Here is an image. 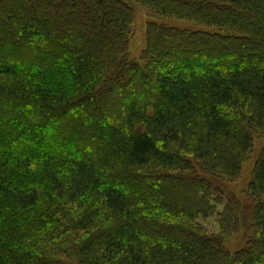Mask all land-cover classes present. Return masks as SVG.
<instances>
[{"label":"trees","instance_id":"16d2710c","mask_svg":"<svg viewBox=\"0 0 264 264\" xmlns=\"http://www.w3.org/2000/svg\"><path fill=\"white\" fill-rule=\"evenodd\" d=\"M136 1L197 29L135 61L123 0H0V264H264V146L249 233L214 197L264 132V0Z\"/></svg>","mask_w":264,"mask_h":264},{"label":"rangeland","instance_id":"374dc122","mask_svg":"<svg viewBox=\"0 0 264 264\" xmlns=\"http://www.w3.org/2000/svg\"><path fill=\"white\" fill-rule=\"evenodd\" d=\"M123 1H125V3L131 8V12H132L131 13V23H130V35H129V39L127 43V50L132 60H135V61L140 60L141 53L145 48V35H146V29L149 23H156L158 25H163V26H168V25L175 26L176 25L181 28L186 26L190 30L197 29V26L194 25L193 23L175 22V21H170V20L164 21V19L153 15L151 10H149L147 6L140 4L136 0H123ZM78 3L80 2H77L76 4H74L76 5L75 7H77L78 5H81ZM99 43L103 44V41L99 39ZM63 76H64V73H63ZM64 77H65V81L62 80L61 78H58L56 79L55 83L56 84H59V83L61 84V82L68 83L66 76ZM30 129H32L31 132L34 133L33 135L36 137H39L38 135L42 131V128L39 124H37L36 126L35 124L31 125ZM23 135L25 134H22L21 137H24ZM47 136L49 135L47 134ZM44 142H45V145H47V142L45 140L43 141V143ZM0 144H1L0 146L3 147V149H1L3 151L6 148L7 144H3V142H0ZM263 146H264V132H260V133L255 132V134L252 135V150L249 154H247V156L243 160L241 164L239 176L235 178L233 182L227 183L225 184V186H223L224 193L222 194L220 193L221 195L215 194L214 196V197H220L223 201L224 206L226 204V205H229L231 208H233V206H235V203H233V200L238 202L240 205L241 204L243 205L244 197H245L244 192H245L246 186L248 184V181L251 178L254 164ZM15 149H16L15 151L19 153L28 152L25 149H22V148L20 149L18 146H16ZM242 205H241L242 208L240 206H239L240 208H237V207L235 208H237L236 209L237 218L240 219L239 223L241 224L242 233H244L245 231L246 232L249 231L248 229H249L250 222H249L248 216L250 214H249V211L245 209ZM222 210H223V206H216L217 214L207 219H204L201 217L198 219V224L201 227H203L209 235L221 234L220 228L217 223L218 221L217 215L220 214ZM246 234L241 235V237L240 235L238 237L232 236L231 242H225L224 246L229 250L237 249V247L243 243V240Z\"/></svg>","mask_w":264,"mask_h":264}]
</instances>
